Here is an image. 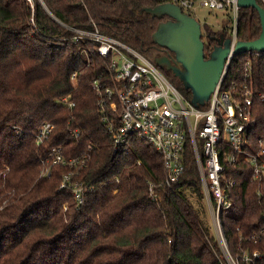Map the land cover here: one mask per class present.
<instances>
[{"label": "trees", "instance_id": "obj_1", "mask_svg": "<svg viewBox=\"0 0 264 264\" xmlns=\"http://www.w3.org/2000/svg\"><path fill=\"white\" fill-rule=\"evenodd\" d=\"M258 2L264 8V0ZM33 3L0 0V264H231L210 219L193 145L188 143L184 173L172 186L161 153L147 140L132 134L126 148L115 151L93 86L106 74V61L94 40L77 38L68 27L91 29L95 22L103 34L157 64L168 54L153 36L168 16L145 8L161 0ZM239 14V38L259 37L258 10L241 7ZM202 26L208 35L229 34ZM208 47L206 56L214 49L211 41ZM246 58L264 83V52H239L226 79L242 70ZM158 66L192 99L172 71ZM66 94L75 105L60 102ZM254 108L251 140L264 129V101L256 99ZM45 120L54 123L53 133L38 144L35 133ZM54 146L67 158L86 153V165L74 171L52 162ZM236 159L226 164L225 175L236 184L227 189L232 205L221 216L228 254L236 264H264V179L252 180L244 154ZM46 167L50 174H43ZM70 171L84 182L81 202L62 187Z\"/></svg>", "mask_w": 264, "mask_h": 264}, {"label": "built area", "instance_id": "obj_2", "mask_svg": "<svg viewBox=\"0 0 264 264\" xmlns=\"http://www.w3.org/2000/svg\"><path fill=\"white\" fill-rule=\"evenodd\" d=\"M28 1L34 5L33 0ZM239 1L161 0V3L177 4L183 12L196 18V10L203 7L224 10L228 14L229 22L223 26L229 31L231 49L206 108L195 106L158 64L126 42L103 34L95 22L91 29L64 23L77 33V38L94 40L95 50L106 61V74L94 78L93 86L103 121L112 133L114 150L126 148L132 134L147 140L161 153L166 182L172 186L184 173L185 151L188 143L192 144L211 222L220 224L219 231L223 228L222 210L232 205L227 189L236 184L234 178L225 175L226 164H235L237 156L244 154L252 166V180L264 179V129L263 132L259 130L261 133L255 140L249 136L257 130L254 102L256 99L264 101V83L254 77L250 58L244 60L242 70L234 72L231 80L226 79L230 65L239 53L235 51L240 39L238 22L242 6ZM248 52L262 53L259 50ZM71 80L77 84L76 73ZM70 97L66 94L60 102L75 105ZM53 129L54 123L45 120L35 133L37 143H44ZM72 131L75 136L80 134L78 129ZM52 155V162L67 164L74 171L85 166L87 161L86 153L65 157L60 146L52 147ZM74 171L64 174L62 187L73 189L78 202H81L86 188L82 180L72 178ZM43 174H50V168L46 167ZM150 191H153L152 185Z\"/></svg>", "mask_w": 264, "mask_h": 264}, {"label": "water", "instance_id": "obj_3", "mask_svg": "<svg viewBox=\"0 0 264 264\" xmlns=\"http://www.w3.org/2000/svg\"><path fill=\"white\" fill-rule=\"evenodd\" d=\"M242 7H255L261 16L262 32L251 41L239 39L236 53L259 50L264 52V8L258 0H240ZM145 10L153 16L168 20L159 23L153 39L161 46L173 51V55H160L156 63L172 71L187 90L192 92V103L195 106H205L212 91L220 81L225 67L226 58L230 52V37L221 33L214 49L206 56L205 41L201 22L189 13H185L175 3H160Z\"/></svg>", "mask_w": 264, "mask_h": 264}, {"label": "rangeland", "instance_id": "obj_4", "mask_svg": "<svg viewBox=\"0 0 264 264\" xmlns=\"http://www.w3.org/2000/svg\"><path fill=\"white\" fill-rule=\"evenodd\" d=\"M196 15H197V19L201 22V25H203L204 23H207L211 25L214 30H220V28L224 24H227L229 22L228 14H226L224 10L217 11V10H212L208 7H203V8H198L196 10ZM210 219H211V214H210ZM212 224L214 226L216 235L218 236L219 240H221L226 256L229 257L231 264H236L235 260L228 254L227 240H225V242L223 241V236H224L223 228L221 227L222 232H223L222 234V232L220 233L219 231L220 224L218 222H212Z\"/></svg>", "mask_w": 264, "mask_h": 264}, {"label": "flooded vegetation", "instance_id": "obj_5", "mask_svg": "<svg viewBox=\"0 0 264 264\" xmlns=\"http://www.w3.org/2000/svg\"><path fill=\"white\" fill-rule=\"evenodd\" d=\"M168 19H170V18H167L166 20H168ZM221 28L222 29H227V27H225V26H223ZM223 33H225L226 37H228V33H226V32H223ZM220 35H221V33H220ZM220 35H216V34H213V33L208 35L207 33H204V31H203V39L205 41L206 54L208 53V48H209L208 44H209V42L211 41L212 45L215 46L217 44V39L216 38H219ZM165 54H168V55L172 56L174 53H173V51H170L169 49L165 48Z\"/></svg>", "mask_w": 264, "mask_h": 264}, {"label": "bare ground", "instance_id": "obj_6", "mask_svg": "<svg viewBox=\"0 0 264 264\" xmlns=\"http://www.w3.org/2000/svg\"><path fill=\"white\" fill-rule=\"evenodd\" d=\"M221 231V230H220ZM222 232V231H221ZM223 234V233H222ZM223 241L225 242V240H224V237H223Z\"/></svg>", "mask_w": 264, "mask_h": 264}]
</instances>
